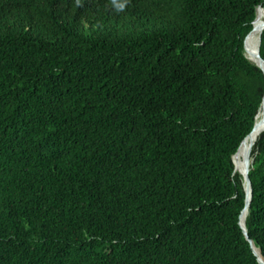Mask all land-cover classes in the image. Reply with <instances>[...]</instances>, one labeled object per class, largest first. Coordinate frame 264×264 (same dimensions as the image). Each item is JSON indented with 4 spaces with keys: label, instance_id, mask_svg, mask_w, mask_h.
I'll list each match as a JSON object with an SVG mask.
<instances>
[{
    "label": "trees",
    "instance_id": "1",
    "mask_svg": "<svg viewBox=\"0 0 264 264\" xmlns=\"http://www.w3.org/2000/svg\"><path fill=\"white\" fill-rule=\"evenodd\" d=\"M259 7L0 0V264H260Z\"/></svg>",
    "mask_w": 264,
    "mask_h": 264
},
{
    "label": "bare ground",
    "instance_id": "2",
    "mask_svg": "<svg viewBox=\"0 0 264 264\" xmlns=\"http://www.w3.org/2000/svg\"><path fill=\"white\" fill-rule=\"evenodd\" d=\"M263 27H264V9L259 7L256 11V21L253 25L254 36L252 35L253 38L248 44V48L246 51V57L252 63L260 65V66H261V63L258 60V43H259V38L261 36V33L263 31ZM246 46H247V43H246ZM255 124L256 126L254 130L241 144L235 157H233L234 159L233 162L235 163V169L236 170L239 169V173L243 175L246 173L247 168H250L252 166L253 159L251 158V156H252L253 148L259 136L264 131V100L257 114ZM236 160H237V163H236ZM246 216H247V211L243 214L241 218L242 224L245 222V219L247 218ZM254 251L256 252L258 257L261 258L259 250L255 248Z\"/></svg>",
    "mask_w": 264,
    "mask_h": 264
},
{
    "label": "water",
    "instance_id": "3",
    "mask_svg": "<svg viewBox=\"0 0 264 264\" xmlns=\"http://www.w3.org/2000/svg\"><path fill=\"white\" fill-rule=\"evenodd\" d=\"M261 8V7H260ZM264 9V8H263ZM255 21H256V19H255ZM255 21H254V23H255ZM254 23H253V25H254ZM263 30H264V27H263ZM253 31V30H252ZM263 32V31H262ZM252 33V32H251ZM250 33V34H251ZM249 34V35H250ZM248 35V36H249ZM261 35H262V33H261ZM248 36H247V38H248ZM247 38H246V40H247ZM246 40H245V56H246ZM260 45H261V36H260V38H259V43H258V60H259V62L261 63V66L260 65H257V64H254V65H256L263 73H264V60L261 58V56H260ZM247 58V57H246ZM248 59V58H247ZM250 61V60H249ZM251 62V61H250ZM263 100H264V98H263ZM263 103V102H262ZM262 105V104H261ZM260 110V109H259ZM259 112V111H258ZM257 117V116H256ZM255 122H256V118H255ZM255 126H256V124H254V128H255ZM254 128H253V130H254ZM252 130V131H253ZM252 133V132H251ZM250 133V134H251ZM262 133H264V131L262 132ZM249 134V135H250ZM248 135V136H249ZM247 136V137H248ZM244 142V141H243ZM242 142V143H243ZM251 168V167H250ZM250 168H247V170H246V173L243 175V174H240L241 176H242V178H243V180H244V186H245V192H246V203H245V208H244V210L242 211V213H241V215H240V227H241V229H242V231H243V234H244V236H245V238H246V240L250 243V245H251V248H252V250H253V253H254V255L258 258V261H259V263L260 264H264V259H263V256L261 255V252H260V250H259V252H260V256H261V258L260 257H258V255L256 254V252L254 251V249L256 248L255 247V245H254V243L250 240V238H249V236H248V232H247V228H246V219H245V222L242 224L241 223V218H242V216H243V214L247 211V216H248V214H249V209H250V204H251V200H252V184H251V180H250V177H249V172H250ZM237 171H236V169H235V173H236ZM246 216V217H247Z\"/></svg>",
    "mask_w": 264,
    "mask_h": 264
},
{
    "label": "rangeland",
    "instance_id": "4",
    "mask_svg": "<svg viewBox=\"0 0 264 264\" xmlns=\"http://www.w3.org/2000/svg\"><path fill=\"white\" fill-rule=\"evenodd\" d=\"M257 118V117H256ZM236 163H237V160H236ZM238 169V168H237ZM238 171V173H239V169L237 170Z\"/></svg>",
    "mask_w": 264,
    "mask_h": 264
}]
</instances>
